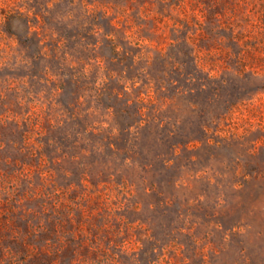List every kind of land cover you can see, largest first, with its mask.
<instances>
[{"label":"rangeland","instance_id":"rangeland-1","mask_svg":"<svg viewBox=\"0 0 264 264\" xmlns=\"http://www.w3.org/2000/svg\"><path fill=\"white\" fill-rule=\"evenodd\" d=\"M0 264H264V0H0Z\"/></svg>","mask_w":264,"mask_h":264},{"label":"trees","instance_id":"trees-1","mask_svg":"<svg viewBox=\"0 0 264 264\" xmlns=\"http://www.w3.org/2000/svg\"><path fill=\"white\" fill-rule=\"evenodd\" d=\"M6 26L8 31L17 36V38L24 43L32 42L29 36V24L22 16L20 15H10L6 18ZM180 63V62H179ZM180 65H182L180 63ZM196 68V65H195ZM194 72L187 73L189 77H192L195 80Z\"/></svg>","mask_w":264,"mask_h":264}]
</instances>
